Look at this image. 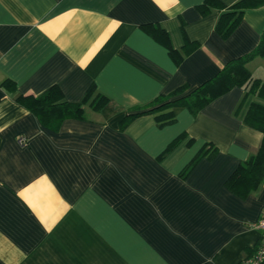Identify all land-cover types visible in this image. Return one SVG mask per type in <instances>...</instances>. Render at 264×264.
Masks as SVG:
<instances>
[{"label":"crops","instance_id":"0c3cea01","mask_svg":"<svg viewBox=\"0 0 264 264\" xmlns=\"http://www.w3.org/2000/svg\"><path fill=\"white\" fill-rule=\"evenodd\" d=\"M203 1L0 0V264H239L253 254L264 183L242 198L225 182L261 143L242 120L255 96L236 114L246 88L235 87L195 116L180 108L172 124L145 114L121 128L135 108L199 86L258 44L264 6L246 10L224 40L220 12L197 11ZM145 24L163 28L178 51L186 40L198 47L176 65ZM247 68L264 80V59ZM92 85L109 103L85 106V120L56 132L15 101L58 86L79 102ZM205 144L214 157L180 177Z\"/></svg>","mask_w":264,"mask_h":264},{"label":"trees","instance_id":"16d2710c","mask_svg":"<svg viewBox=\"0 0 264 264\" xmlns=\"http://www.w3.org/2000/svg\"><path fill=\"white\" fill-rule=\"evenodd\" d=\"M262 6H264V0H239L230 6L224 5L219 0H204L196 6V9L201 16H207L212 10L220 12L215 24V32L220 38L226 40L238 27L246 10L257 9ZM180 27L183 31V23ZM140 28L167 50L168 55L176 65H179L186 56L198 47L197 43L186 40L182 50L178 51L172 46L168 33L158 24H145ZM257 57L264 59V32H262L260 40L253 50L228 61L215 77L193 89H190L187 84H183L167 94L156 96L144 106L135 108L136 113L126 116L121 121V128L123 129L136 117L145 114H153L160 127L172 124L175 122L177 109L185 108L191 115L195 116L213 100L228 93L233 88L245 87L246 91L236 109V114L249 96H255L257 101L248 104L242 120L247 126L261 132L262 139L257 152L239 163L235 171L226 180L225 186L232 193L242 198L246 197L264 183V80L253 79L247 68V64ZM1 86L10 93H14L16 89L15 83L11 80H5ZM15 101L32 113L43 127L54 132L58 131L67 119L85 120V106H88L93 112H100L109 103L106 96L95 93L93 85L79 102L65 101L58 86H52L37 96L19 95ZM184 137V133L176 137L158 156V159L165 157ZM215 154L216 148L210 144H205L183 168L179 176L186 178L200 160L205 157L210 159Z\"/></svg>","mask_w":264,"mask_h":264},{"label":"built area","instance_id":"2783aa9c","mask_svg":"<svg viewBox=\"0 0 264 264\" xmlns=\"http://www.w3.org/2000/svg\"><path fill=\"white\" fill-rule=\"evenodd\" d=\"M18 142L24 144L25 139L21 137ZM253 227L260 233L258 243L253 254L244 258L239 264H264V208H262L259 218L253 224Z\"/></svg>","mask_w":264,"mask_h":264},{"label":"clouds","instance_id":"9594fccd","mask_svg":"<svg viewBox=\"0 0 264 264\" xmlns=\"http://www.w3.org/2000/svg\"><path fill=\"white\" fill-rule=\"evenodd\" d=\"M175 3H177V4H178V3H179V0H175ZM178 11H179V9H178Z\"/></svg>","mask_w":264,"mask_h":264}]
</instances>
